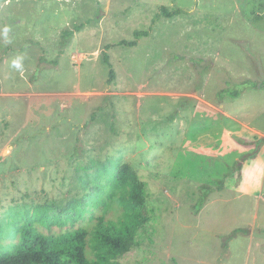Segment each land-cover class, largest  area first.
<instances>
[{"label": "rangeland", "instance_id": "1", "mask_svg": "<svg viewBox=\"0 0 264 264\" xmlns=\"http://www.w3.org/2000/svg\"><path fill=\"white\" fill-rule=\"evenodd\" d=\"M5 26L0 220L126 162L149 219L121 264H264V0H0Z\"/></svg>", "mask_w": 264, "mask_h": 264}, {"label": "trees", "instance_id": "2", "mask_svg": "<svg viewBox=\"0 0 264 264\" xmlns=\"http://www.w3.org/2000/svg\"><path fill=\"white\" fill-rule=\"evenodd\" d=\"M179 12L160 8V14L168 19ZM83 27L79 24L64 30L61 47L65 48ZM148 32L136 31L134 40H122L117 45L134 47ZM102 56L112 81L114 71L109 57ZM43 64L46 62L40 59L34 78L44 70ZM232 90L231 98L239 97L242 91L238 86ZM236 167L239 169L241 163L231 169ZM227 176L217 179L213 186L202 185L203 194L222 192ZM78 181L79 190L73 192L75 187H71L63 207L16 204L8 209L0 220V264H121L119 259L137 246L138 234L148 223L143 182L126 162L103 167Z\"/></svg>", "mask_w": 264, "mask_h": 264}, {"label": "clouds", "instance_id": "3", "mask_svg": "<svg viewBox=\"0 0 264 264\" xmlns=\"http://www.w3.org/2000/svg\"><path fill=\"white\" fill-rule=\"evenodd\" d=\"M10 32V27L5 26L2 29H0V36H2L5 41H8V34ZM23 56H17L12 62H11V68L18 71L23 72L24 66H23Z\"/></svg>", "mask_w": 264, "mask_h": 264}]
</instances>
